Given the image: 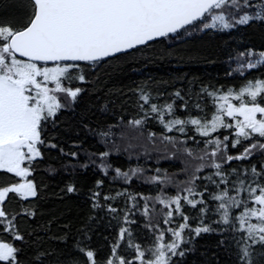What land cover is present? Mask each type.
Masks as SVG:
<instances>
[{
    "label": "snow or ice",
    "instance_id": "obj_1",
    "mask_svg": "<svg viewBox=\"0 0 264 264\" xmlns=\"http://www.w3.org/2000/svg\"><path fill=\"white\" fill-rule=\"evenodd\" d=\"M0 264H264V0H0Z\"/></svg>",
    "mask_w": 264,
    "mask_h": 264
},
{
    "label": "trees",
    "instance_id": "obj_2",
    "mask_svg": "<svg viewBox=\"0 0 264 264\" xmlns=\"http://www.w3.org/2000/svg\"><path fill=\"white\" fill-rule=\"evenodd\" d=\"M213 41H200L197 40L194 42L193 46L202 51L203 55L199 59H194L190 63H182V64H168V63H160L153 64L149 66L137 65L136 70L129 69L128 77L124 78L122 83L124 85L131 84L132 82H139L141 80L146 79L151 76L157 79L160 78H168L170 75H175L177 72L181 74H187L190 78H199L203 80H209L213 77H216L218 74V65H214L208 63L204 57L211 58L213 55ZM113 85H109L112 87ZM116 87L121 86V82H116ZM88 102V97H85V103ZM43 211L45 212V220L41 221V223L46 222L48 218L51 216L57 217H67L73 218L79 212V208L75 201H65L61 203L60 201L52 198L48 202H46ZM211 238H205V240L201 241V244L211 245Z\"/></svg>",
    "mask_w": 264,
    "mask_h": 264
}]
</instances>
